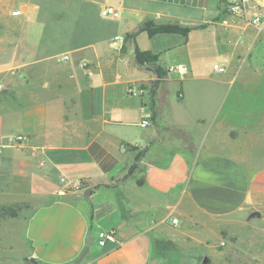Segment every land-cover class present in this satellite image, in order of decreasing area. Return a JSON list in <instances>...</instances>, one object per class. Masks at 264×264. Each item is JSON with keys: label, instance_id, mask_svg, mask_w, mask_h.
Wrapping results in <instances>:
<instances>
[{"label": "crops", "instance_id": "crops-1", "mask_svg": "<svg viewBox=\"0 0 264 264\" xmlns=\"http://www.w3.org/2000/svg\"><path fill=\"white\" fill-rule=\"evenodd\" d=\"M78 1L42 0L39 23L43 6L0 12V195L28 206L0 222L16 240L0 236L13 252L0 264H74L86 248L79 264H163L167 249L154 248L163 231L206 244L196 230L216 234L248 214L264 221V60L250 62L264 33L231 18L224 0ZM105 6L119 17H103ZM150 20L196 29L126 39ZM136 48L164 69L186 68L159 80L154 114L156 75L136 65ZM133 165L137 177L107 185ZM108 230L116 241L98 246Z\"/></svg>", "mask_w": 264, "mask_h": 264}, {"label": "rangeland", "instance_id": "rangeland-1", "mask_svg": "<svg viewBox=\"0 0 264 264\" xmlns=\"http://www.w3.org/2000/svg\"><path fill=\"white\" fill-rule=\"evenodd\" d=\"M23 3H26L25 6L31 7L34 5L43 6L41 7L42 11L37 18V22L39 23L43 21L45 4L42 3V0H0V12L8 11L12 7H18ZM72 4L79 5L80 1L73 0ZM177 13V15L182 18L193 19L201 17V14L196 9L193 11L181 9V11ZM212 15L214 14H208L207 18L212 17ZM232 38V41L237 42V44L243 43V40L240 39L238 35H234ZM155 41L156 40L154 39V46ZM170 44L171 42L168 43V45ZM169 57H176V51L166 57L165 61H168ZM263 60L264 40L254 46L253 51L251 52L250 62L253 63V65L259 66L263 63ZM214 61L216 60H214L213 57L211 62L213 63ZM131 167H129L125 173L113 177L107 185H119L124 181L126 182L132 176L137 177L138 175L135 173L137 168L132 174L128 175ZM140 178L141 177L136 179V185H138V182H141L140 185H142L143 179ZM84 186L85 185L81 183L79 189H83ZM26 208H28V206L24 204H6L4 198L0 195V216L3 212L6 211V213H9L12 210H16L18 216ZM7 219L10 218L5 217L0 219V222L6 221ZM206 226L210 227V230L217 229L220 227V221H208ZM3 228L4 226L0 227L2 244L6 242V240L16 244L15 237L7 236L9 235V231L6 229L3 230ZM193 229L194 227L191 225L188 226L187 230L194 233L195 230L193 231ZM161 234L162 236L154 238L155 245L157 246L158 244H161L163 245V248L170 251L167 252L165 249L162 250L163 252L166 251L165 256H168L169 258L168 261L163 264H202L204 258H208V264H264V221L256 218V215L254 214H248L247 218H239L228 222L227 227L225 229H218L216 234L212 231L196 230L195 235L205 240L207 245L200 244L180 232L166 233L163 231ZM155 245L154 248L157 251L158 249ZM12 253V251L0 247V260L7 261L5 256H10Z\"/></svg>", "mask_w": 264, "mask_h": 264}, {"label": "built area", "instance_id": "built-area-1", "mask_svg": "<svg viewBox=\"0 0 264 264\" xmlns=\"http://www.w3.org/2000/svg\"><path fill=\"white\" fill-rule=\"evenodd\" d=\"M225 10L229 16L233 19H244L248 24L253 25L259 32L264 33V0H224ZM248 13L251 16L248 17ZM20 11L16 10L12 15H19ZM101 15L103 17L118 18L119 12L112 6H105L101 10ZM124 38L122 36L115 37L114 42H123ZM62 60H67L68 56L63 55ZM214 69L224 72L225 68L219 67L218 65L213 66ZM168 74L184 75L186 73V68L183 65H171L167 67ZM139 126L146 128L151 126L149 118H143L139 122ZM20 139V138H19ZM81 183L75 182L74 187L79 188ZM173 220V223H176ZM98 246L103 247L108 243L115 242L116 236L114 230L100 231L97 236Z\"/></svg>", "mask_w": 264, "mask_h": 264}, {"label": "trees", "instance_id": "trees-1", "mask_svg": "<svg viewBox=\"0 0 264 264\" xmlns=\"http://www.w3.org/2000/svg\"><path fill=\"white\" fill-rule=\"evenodd\" d=\"M146 28L144 31L147 32L148 36L150 38H153L156 35H179L182 38L186 39L188 34L193 30L196 29L195 26L181 24L177 22H163L158 23L155 21H146ZM132 34H128L126 39L132 40ZM158 55L151 52V51H141L138 48L135 49V63L136 65L141 68L145 69L147 71H151L155 73L156 75V81H154L153 85L151 86V92H155L156 86L159 83V80L164 78L168 72L166 69L162 68L157 64ZM142 151L137 155V159L141 156ZM137 168V165H133L128 172L129 174H132L135 169ZM125 179V178H124ZM141 182H138V185H140ZM107 187V185H104ZM17 216V211L12 210L9 213L3 212L0 216V219H3L5 217L14 218ZM159 250H164L163 245L158 244L156 246ZM163 252V251H162Z\"/></svg>", "mask_w": 264, "mask_h": 264}, {"label": "water", "instance_id": "water-1", "mask_svg": "<svg viewBox=\"0 0 264 264\" xmlns=\"http://www.w3.org/2000/svg\"><path fill=\"white\" fill-rule=\"evenodd\" d=\"M145 28H146V24L143 23V24H141V26L135 32H133V34H132V40H133V43L134 44H135V37L140 32H142ZM149 107H150V110H151L152 114H154V92H151V94H150V97H149ZM142 155H143V152L141 153V156ZM91 192H92V189L91 188H87V189L84 190L83 196L84 197H89L91 195ZM87 252H88V249L87 248L85 250H83V252L81 253V255L79 256V258L76 260V262L74 264H79L85 258ZM1 259H4V258H1ZM20 262L22 264H38L34 260H30V259H23V260H20ZM208 263H209L208 258H204L203 261H202V264H208Z\"/></svg>", "mask_w": 264, "mask_h": 264}]
</instances>
